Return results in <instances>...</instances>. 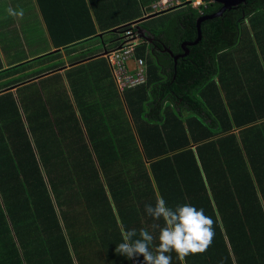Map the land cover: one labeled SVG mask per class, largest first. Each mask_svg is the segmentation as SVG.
<instances>
[{
  "label": "trees",
  "instance_id": "trees-1",
  "mask_svg": "<svg viewBox=\"0 0 264 264\" xmlns=\"http://www.w3.org/2000/svg\"><path fill=\"white\" fill-rule=\"evenodd\" d=\"M155 1L38 0L50 28L74 29L63 40L71 51L97 28L124 31L141 7ZM175 1L150 25L139 24L157 46L145 38L136 46L137 56L146 55V84L121 96L106 71L89 92L76 78L81 66L66 71L67 95L57 73L33 82L40 83L36 88L22 86L20 103L38 138L34 153L28 139L9 143L11 136L0 130V264H72V234L60 225L53 233L56 216L46 182L62 184L63 205L96 209L99 226L93 230L81 222L75 236L80 264H142V256L130 259L110 250L107 239L115 250L121 224L152 231L157 222L144 207L157 196L170 207L202 208L215 221L207 251L184 261L170 253L172 264H264V90L258 99L249 89L239 95L238 88L226 92L225 102L222 97L229 86L223 54L242 43L245 18L264 17V0H245L203 20L199 41L174 61L169 50L184 53L182 43L197 37V18L222 6ZM105 62L101 56L90 63ZM95 91L98 98L91 96ZM1 99L5 113L18 109L11 93ZM12 124L5 128L24 132L18 116ZM88 237L95 252L87 249Z\"/></svg>",
  "mask_w": 264,
  "mask_h": 264
},
{
  "label": "crops",
  "instance_id": "crops-1",
  "mask_svg": "<svg viewBox=\"0 0 264 264\" xmlns=\"http://www.w3.org/2000/svg\"><path fill=\"white\" fill-rule=\"evenodd\" d=\"M161 1L163 0H158L145 7H141V15L132 21L133 24H135L136 29L141 22L149 24L150 19L159 16L160 11L163 12V10H161L162 7H160ZM19 2L22 3V0H19ZM33 2L36 22L35 28L40 30L43 42L40 46L33 49H29L28 47L29 51H26L24 49V39L30 37L32 33L28 34L25 21L20 16L9 15L5 0H0V72L4 73L3 76L0 75V130L4 132V137H6V135L11 136V140H6L9 143H16L20 140L28 139L33 148V152L36 153V138L38 137L29 129L26 112L20 103L22 94L24 93L20 92L23 90L22 86L31 83L33 84V82L41 81L40 79L57 73L61 76L58 86L64 87L67 95L69 92L71 93V89L66 76V71L75 67L83 66L82 74H79L77 77L75 75L80 81L79 84L82 85L83 90L89 89V92L95 90L98 87L97 84L103 82L102 75L107 71L110 75L108 78L113 82L116 92L121 96L123 95V92L117 88L107 61L105 64L99 65L90 63L95 58L103 56L100 55L102 52H89V49L81 46L82 42L74 45L72 47L73 51H71L68 48V44L64 43L63 40L68 36L69 31L74 32V29L65 30L57 27L50 28L44 20L38 0H33ZM156 4H158V7L154 6ZM241 26L243 27V30H245V36L243 37L242 43H238L229 50L227 49L223 54V63H225V67L227 68V74L224 77L225 84L227 77V85H229L226 89L224 87L225 92L222 93L224 102L227 100L226 92L231 93L234 88L239 89V95L248 89L252 90L256 93L255 99H258L259 95L264 90V17H247L242 21ZM35 32L38 34L36 30ZM103 32L104 31L97 28L96 33L89 39L102 38ZM98 34H101V37ZM36 39H38V37ZM118 39L115 42V46L118 43ZM104 49H106L105 45ZM141 58H143L146 63V55ZM36 60L40 63L35 66L26 67V65ZM13 66L19 68L8 73V68ZM34 67H37L35 72H27ZM96 71L101 72L102 74L100 73L98 77H93V74ZM24 73H27V75L23 76ZM15 80L20 81L13 83L12 81ZM44 84L46 85L47 82ZM8 93H11L12 99L17 104L18 109L16 111L13 110L10 113H5L1 105V98H4V95ZM69 95L72 100V95ZM91 96L92 98H98L99 92L95 91ZM65 99V97L62 98L63 103H65ZM16 116L19 117L20 124L24 128L20 127V130L24 131L20 135H16L14 132L10 131L8 127L7 129L5 128L8 125H13L12 119ZM9 118H11V120L7 123ZM192 147H194V144H192Z\"/></svg>",
  "mask_w": 264,
  "mask_h": 264
},
{
  "label": "clouds",
  "instance_id": "clouds-1",
  "mask_svg": "<svg viewBox=\"0 0 264 264\" xmlns=\"http://www.w3.org/2000/svg\"><path fill=\"white\" fill-rule=\"evenodd\" d=\"M7 11L9 15L23 16V10ZM144 211L157 222L151 225L152 231L127 230L121 224L122 242L116 245V253L130 259L142 256V264H172L170 253L184 261L189 255L207 251L215 237V221L202 208L189 203L170 207L162 196H157L154 204L145 205Z\"/></svg>",
  "mask_w": 264,
  "mask_h": 264
},
{
  "label": "rangeland",
  "instance_id": "rangeland-1",
  "mask_svg": "<svg viewBox=\"0 0 264 264\" xmlns=\"http://www.w3.org/2000/svg\"><path fill=\"white\" fill-rule=\"evenodd\" d=\"M5 3L7 4V9L12 8L13 10L19 12L20 10H23V16L21 17L25 21V26L28 34L32 33L30 37H26L24 39V49L26 51L29 49H33L35 47H38L43 42V38L41 37V32L38 28H35L36 22H35V16H34V2L33 0H22V3L19 2V0H5ZM120 3V1H119ZM163 5L161 6L163 8H167L173 4L179 3V1L175 0H163L161 1ZM160 3V4H161ZM8 12V11H7ZM156 16V15H154ZM135 24H131V26H134ZM35 30L38 32V34L35 32ZM118 31V32H117ZM120 28H117L112 31H106L103 33L102 38H92L89 40H86L82 42L81 46L86 47V49H89V52L94 53H101L104 51V45L106 49L112 48L115 46L116 40L121 37V33L119 32ZM38 37V39H36ZM119 42V40H118ZM118 44V43H117ZM38 62V63H37ZM40 62L38 60L33 61L32 63L26 65L31 67L39 64ZM37 67L32 68L27 71L29 73L35 72V69ZM27 75V73H24L23 76ZM39 84L33 83L30 85L31 88H36V86H39ZM42 88V87H41ZM40 88V89H41ZM21 92V91H20ZM123 92V91H122ZM46 188H47V194L49 197V200L51 201L54 209V213L56 216V223L53 228V233L56 234L58 231V226L60 225L62 229H65L66 231L64 233L72 234L71 238V258H72V264H80L78 259L79 249L77 246V239L75 236L79 233V225L81 222H85L88 226H91V228L94 230L97 228L98 222L96 219V209L90 208V207H84V206H77L76 208L72 209L68 206H65L61 203V201L64 199L63 195V186L62 184L58 183H48L46 182ZM70 194V193H69ZM74 220V223H71ZM83 233H86V230L84 229ZM93 232L90 233V236ZM89 236V231L87 232ZM56 242H58L56 240ZM86 242L89 243L87 249H92L94 252L96 251V246L93 242V240H89V237ZM107 246L110 247V250L115 252V250L112 248V241L110 238L107 239ZM109 256H105L106 262L108 261Z\"/></svg>",
  "mask_w": 264,
  "mask_h": 264
},
{
  "label": "built area",
  "instance_id": "built-area-1",
  "mask_svg": "<svg viewBox=\"0 0 264 264\" xmlns=\"http://www.w3.org/2000/svg\"><path fill=\"white\" fill-rule=\"evenodd\" d=\"M202 1L192 0V6L198 7L203 4ZM154 6L158 7V4ZM139 39L135 25L130 26L121 33L115 47L103 51V57L108 62L115 84L121 92L143 85L147 81L146 63L143 58L136 56Z\"/></svg>",
  "mask_w": 264,
  "mask_h": 264
},
{
  "label": "water",
  "instance_id": "water-1",
  "mask_svg": "<svg viewBox=\"0 0 264 264\" xmlns=\"http://www.w3.org/2000/svg\"><path fill=\"white\" fill-rule=\"evenodd\" d=\"M203 1H206V0H203ZM211 1H215V2H218L220 3L222 6L216 11V12H213L211 14H207V15H202L200 17L197 18V37L195 38L194 41H189V42H184L182 43V47L183 49L185 50L184 53H179V54H173L170 50V54L173 55V59L174 61L177 60L178 57L180 56H183L185 55L188 51H187V47L188 45L190 44H194L196 43L197 41H199V39L201 38V31H200V23L207 19V18H213V17H216L218 15H220L226 8H231L232 6H235L245 0H211ZM138 31L140 32V37L141 38H145L147 34H145L146 30L141 28L140 26H138ZM100 37H101V34H98ZM100 55H103V52L102 54Z\"/></svg>",
  "mask_w": 264,
  "mask_h": 264
},
{
  "label": "flooded vegetation",
  "instance_id": "flooded-vegetation-1",
  "mask_svg": "<svg viewBox=\"0 0 264 264\" xmlns=\"http://www.w3.org/2000/svg\"><path fill=\"white\" fill-rule=\"evenodd\" d=\"M207 1H210V0H206V1H202L203 3L207 2ZM172 6V5H171ZM170 7V6H169ZM169 7L167 8H163L161 10L165 11L166 9H169ZM138 30V29H137ZM139 33V36H140V32L138 31ZM141 38V37H140ZM146 41L148 42V44H153V47H157L156 46V42L154 41V37L153 36H150L148 33L145 37Z\"/></svg>",
  "mask_w": 264,
  "mask_h": 264
}]
</instances>
